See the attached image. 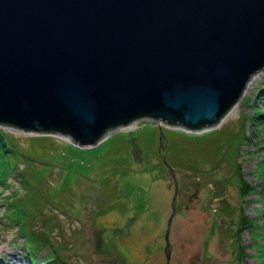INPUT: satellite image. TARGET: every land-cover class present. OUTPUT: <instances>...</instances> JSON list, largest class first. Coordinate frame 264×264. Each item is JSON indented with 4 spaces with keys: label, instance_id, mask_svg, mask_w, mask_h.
Returning a JSON list of instances; mask_svg holds the SVG:
<instances>
[{
    "label": "rangeland",
    "instance_id": "374dc122",
    "mask_svg": "<svg viewBox=\"0 0 264 264\" xmlns=\"http://www.w3.org/2000/svg\"><path fill=\"white\" fill-rule=\"evenodd\" d=\"M262 68L224 121L195 133L217 130L183 137L173 129L188 131L162 123L164 155L178 181L174 212V179L163 163L154 119L110 130L92 146L0 124L8 146L0 156L7 162L0 168V264H10L7 251L18 255L13 264H49L53 255L54 264H167L171 215L169 264H264ZM254 110L262 119L251 122ZM242 120L247 137L240 141ZM216 138L220 146L213 144ZM190 139L195 146L185 144ZM202 143L201 152L192 150ZM236 146L251 187L245 197L233 176ZM141 191L145 200L138 207ZM242 215L252 227L238 224ZM32 233L39 238L29 243Z\"/></svg>",
    "mask_w": 264,
    "mask_h": 264
},
{
    "label": "water",
    "instance_id": "95a60500",
    "mask_svg": "<svg viewBox=\"0 0 264 264\" xmlns=\"http://www.w3.org/2000/svg\"><path fill=\"white\" fill-rule=\"evenodd\" d=\"M263 66L264 0H0V124L92 146L154 119L172 212L162 123L216 125Z\"/></svg>",
    "mask_w": 264,
    "mask_h": 264
},
{
    "label": "trees",
    "instance_id": "16d2710c",
    "mask_svg": "<svg viewBox=\"0 0 264 264\" xmlns=\"http://www.w3.org/2000/svg\"><path fill=\"white\" fill-rule=\"evenodd\" d=\"M262 91H264V88L262 89ZM262 114L263 113L261 111L254 110V114L251 116V122H253L254 120H256L258 118H261ZM262 121H264V120L262 119ZM244 124H245V121L242 120L239 130L236 132L237 136H239V138H240V141H242L243 138L247 137L245 135ZM173 130L178 131L181 135H183V137H187V136H189V137H200L203 134H209V133H211V132H213V131H215L217 129L210 130V131H208L206 133H202L200 135H197L196 133L185 132V131L180 130V129H173ZM162 133H163L162 135H164V137H165L164 132H162ZM166 139H167V137H165V140H163L164 143L166 142ZM213 140H214L213 141V144H216L218 146L221 145V140L219 138H216V139H213ZM185 141H187V140H185ZM195 143L194 142H191V139H190V141H187V143H185V144L190 145V146L193 147V146H195ZM204 143L201 144V148L200 149H198V150L192 149V150L201 152V149H203V147H204ZM213 144H212V146H213ZM6 151H8V146H7L6 138H5V135L0 131V156L2 155V153H5ZM234 151H235V157H234V163L232 164L233 165L232 167H233V170H234L233 176L235 177L236 183L239 185V190H240L241 196L242 197H245V196H247L251 192V190H250L251 187L245 181L243 175L240 172V164L237 162V159H236V157H237L236 153H238V147L237 146H236V148H235ZM216 152L218 153L217 150H216ZM261 158H262V161L261 162H264V156H262ZM122 163H124V165L127 166L129 162H128V160H126L124 158L123 161H122ZM5 164H7V162L1 161L0 162V168H3V166H5ZM259 180H260V184H262V186H261V190H262L261 191V194H264V174H263V176H261V175L259 176ZM0 183H3V181L0 180ZM143 200H145L144 199V191H141L139 197L137 198V203H139V204H137L138 207H142L141 205H142V201ZM6 207H8V204L6 205ZM238 224L241 225V226H243V227H246V226L247 227H252V225H253L251 223L250 219L247 216H244V215H242L240 217V220H239ZM263 226H264V221H263ZM32 234H30L29 243H33V239L36 240L37 238H39L37 234H34V233H32ZM52 252L56 253V251H52ZM51 257H53V258H50V260H51L50 262L51 263H49V264H54V261L53 260H54L55 257L57 258V255H53ZM30 260H31V262H33L34 261V258L33 257H30Z\"/></svg>",
    "mask_w": 264,
    "mask_h": 264
},
{
    "label": "bare ground",
    "instance_id": "6f19581e",
    "mask_svg": "<svg viewBox=\"0 0 264 264\" xmlns=\"http://www.w3.org/2000/svg\"><path fill=\"white\" fill-rule=\"evenodd\" d=\"M257 73L254 72L247 80L245 87L241 93V96L237 99V101L231 106V108L223 115V117L220 120H223L224 118L228 117V115L238 106V104L240 103V99L243 96V94L245 93V90H247L246 88H249L248 86L251 84V82L253 81V79H255V77H257L256 75ZM251 86V85H250ZM224 121V120H223ZM67 136V135H66ZM3 250V249H2ZM2 250L0 251V253H2ZM7 254H9V263L13 264V263H17V261L19 260L18 255L13 252V251H7ZM5 253V254H6ZM6 254V255H7ZM1 263V262H0ZM5 264V263H4ZM8 264V261H7Z\"/></svg>",
    "mask_w": 264,
    "mask_h": 264
}]
</instances>
